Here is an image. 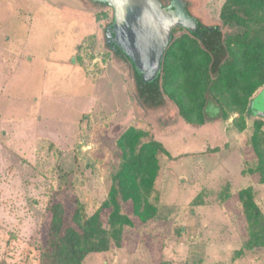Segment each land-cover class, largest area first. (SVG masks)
I'll return each instance as SVG.
<instances>
[{
    "label": "rangeland",
    "instance_id": "obj_1",
    "mask_svg": "<svg viewBox=\"0 0 264 264\" xmlns=\"http://www.w3.org/2000/svg\"><path fill=\"white\" fill-rule=\"evenodd\" d=\"M11 1L21 4V17L5 11ZM64 1L52 9L37 0H0V264H45L57 204L65 227L75 226L80 207L87 218L98 214L109 232V248L84 264H264V251L248 248L260 242L261 225L247 219L253 208L264 219V86L249 100L246 130H225L227 143L212 120L221 110L238 118L235 105L210 102L205 127L185 132L191 123L177 99L166 93L161 108L143 107L131 67L106 48L109 2ZM182 1L196 19L222 24V0ZM247 22L225 28L226 35L264 29L256 18ZM175 37L193 39L185 30ZM129 129L141 144L156 141L169 153L157 150L154 193L136 214L115 186L119 140ZM114 200L128 222L118 221ZM208 204L221 210L210 207L208 216L201 207Z\"/></svg>",
    "mask_w": 264,
    "mask_h": 264
},
{
    "label": "trees",
    "instance_id": "obj_2",
    "mask_svg": "<svg viewBox=\"0 0 264 264\" xmlns=\"http://www.w3.org/2000/svg\"><path fill=\"white\" fill-rule=\"evenodd\" d=\"M220 18L222 24L215 25L199 20V30L194 33L185 29L176 30L164 56L162 74L154 81H144L131 67L143 107L161 108L159 105L163 106L162 102L168 100L165 96L168 93L177 99L183 117L189 123L200 126L206 123V109L210 102H215L220 109L222 105H235L240 110V116L234 120V124L238 130H246L244 115L249 100L264 86V29L256 33L243 29V33L235 36H227L224 29L248 25L247 21L254 18L264 22V0H227ZM179 30H185L193 39H177L175 36ZM116 56L126 59L119 50ZM177 85L182 86L181 93L172 89ZM206 89L208 94L205 93ZM185 92L187 96L193 95L189 103L183 100ZM119 146L123 153V163L116 175L115 186L121 189L124 200L132 199L136 214L154 193L158 175L157 150L167 155L169 153L156 141L141 144V135L133 129L124 133ZM260 160L264 162V157ZM260 170L261 182L264 183L263 163ZM116 194L118 192L114 191ZM113 204L116 205L114 212L120 216L117 217L118 221L128 222L120 212L119 203L114 200ZM104 206L112 205L105 203ZM253 209L246 216L249 221L254 219L261 225V233L257 234L261 243L257 241L248 248L259 252L264 251V219L260 209ZM64 219V207L61 204L55 205L52 209L48 247L43 253L45 264H84L90 253H100L109 248V232L104 229L98 214L87 218L78 207L73 215L75 226L65 227Z\"/></svg>",
    "mask_w": 264,
    "mask_h": 264
},
{
    "label": "water",
    "instance_id": "obj_3",
    "mask_svg": "<svg viewBox=\"0 0 264 264\" xmlns=\"http://www.w3.org/2000/svg\"><path fill=\"white\" fill-rule=\"evenodd\" d=\"M115 10L113 39L146 82L162 74L164 56L176 30H199L182 0H107Z\"/></svg>",
    "mask_w": 264,
    "mask_h": 264
},
{
    "label": "crops",
    "instance_id": "obj_4",
    "mask_svg": "<svg viewBox=\"0 0 264 264\" xmlns=\"http://www.w3.org/2000/svg\"><path fill=\"white\" fill-rule=\"evenodd\" d=\"M31 1H35V0H31ZM38 2H39V4H41L43 7H50V8H52V9H55L57 6L56 5H60L61 3H63V5L64 6H66L65 5V3H66V1H64V0H37ZM192 2H194V0H191ZM226 1L227 0H222V6H221V8H220V10L222 11V8H223V6H224V4L226 3ZM50 2H51V4H50ZM41 5H39V6H41ZM69 5H70V3H69ZM68 5V6H69ZM15 6H17L18 7V9H16L15 8ZM20 6V7H19ZM21 4H17V1H11L10 3H9V5H8V7L6 8V10L5 11H7V12H10V11H12L15 15H17V18H19V17H21L22 16V11H21ZM5 8L3 7V10H4ZM1 8H0V16H1ZM220 15H221V13H220ZM221 19V18H220ZM92 29V28H91ZM91 34H93L92 32H91ZM91 34H89V35H91ZM89 37V36H88ZM87 38V37H86ZM85 38V39H86ZM81 45V44H80ZM79 45V46H80ZM78 46V47H79ZM223 111L221 110V114H220V116L218 117V118H216L215 120H212V121H217L219 124V131L220 132H222V134H223V136H225L226 137V143H227V139H228V137H227V135L225 134V130H228L229 128H234L235 129V131L236 132H240V130H238L237 128H236V126H235V124H234V120L237 118V116H236V118L235 119H230V118H227V115H226V113L225 112H223ZM254 110L251 108V106H250V114L253 116V118H259V116L258 115H256V114H254ZM227 119V120H226ZM246 120L248 121V120H252V119H250V117H248V114H247V117H246ZM209 121H211V120H209ZM208 123V119L206 120V123L205 124H207ZM205 124L204 125H200V126H198V125H193V124H185L184 125V129H185V132H187L189 129H191V130H195V132H197V130H200V129H203V127H205ZM247 125H248V123H246ZM191 132V134H192V131H190ZM189 133V132H188ZM227 133V132H226ZM202 152H204V151H202ZM189 154H198L197 152L195 153V152H191V153H189ZM216 206H218V210H221L220 208V205H213V207H212V205H210V204H208V205H203V206H201L202 208H203V210H204V213L206 214V215H208V216H210V213L211 212H213V210L211 209V208H213V209H217V207ZM211 207V208H210ZM218 215V214H217ZM219 217H220V214L218 215ZM209 219V218H208ZM209 220H212V219H209ZM209 246V245H208ZM209 249H210V247H209ZM210 253V252H209ZM208 255V254H207ZM210 255V254H209ZM211 256V255H210ZM209 257V256H208ZM211 259V261L213 260V257L212 258H210ZM210 259L208 258V261H210Z\"/></svg>",
    "mask_w": 264,
    "mask_h": 264
},
{
    "label": "flooded vegetation",
    "instance_id": "obj_5",
    "mask_svg": "<svg viewBox=\"0 0 264 264\" xmlns=\"http://www.w3.org/2000/svg\"><path fill=\"white\" fill-rule=\"evenodd\" d=\"M162 4L164 7L168 6V4H166L164 1L162 2ZM109 8L112 9V11H113V18H112V22L108 24V26L105 28V31H104L105 46L113 54L114 61H116V59H119V61H118L119 64H122V65L130 68L133 66V64L129 61V59L125 56V54L123 52L122 53L124 54L126 59L123 57L117 58V56H116V51L119 50L121 52V50L119 49V47L117 46V44L115 43V41L113 39V36L111 35V33H113V27L115 24V10L111 6ZM192 17H194V16H192ZM194 18L196 19V17H194ZM196 20L199 22L198 19H196ZM180 29H183V28H180Z\"/></svg>",
    "mask_w": 264,
    "mask_h": 264
}]
</instances>
